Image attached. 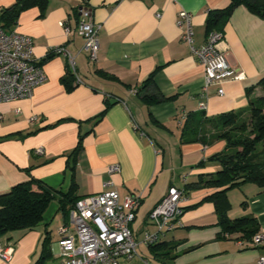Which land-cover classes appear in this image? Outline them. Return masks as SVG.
Here are the masks:
<instances>
[{"label":"crops","instance_id":"obj_1","mask_svg":"<svg viewBox=\"0 0 264 264\" xmlns=\"http://www.w3.org/2000/svg\"><path fill=\"white\" fill-rule=\"evenodd\" d=\"M17 1L0 0V18ZM230 4L89 0L94 22L102 26L95 64L81 52L84 39L75 30L80 0H48L44 9L24 11L10 30L33 39L34 61L48 80L31 98L0 103V198L31 178L63 193L74 184L81 198L101 194L104 183L112 181L121 198L141 197L132 224L138 257L121 258L119 264H258L264 247L240 246L241 234L221 237L216 207L208 200L220 189L190 186L221 170L209 159L223 152L226 142L187 143L182 137L189 122L247 111L251 99L264 97V17L244 5L225 16ZM183 11L192 17L193 45L204 46L212 31L223 33L230 65L245 73L243 81L224 85L223 96L217 87L204 89V68L182 39L185 28L178 25ZM211 14L216 18L209 23ZM65 22L73 29L70 36ZM58 47L74 56L72 73L83 82L70 90L63 83L69 73L67 59H47ZM151 77L154 86L139 93ZM149 93L166 99L152 102ZM81 138L82 150L74 162ZM258 150L264 157V141ZM111 167L120 171L109 174ZM173 187L187 190L189 209L160 241L170 248L155 252L142 240L146 231H155L150 215ZM259 190L250 184L229 190V217L251 216L258 233H264V193ZM72 213H63L56 200L50 203L36 228L0 239L14 249L11 260L0 259V264H57L59 230L71 225Z\"/></svg>","mask_w":264,"mask_h":264},{"label":"built area","instance_id":"obj_2","mask_svg":"<svg viewBox=\"0 0 264 264\" xmlns=\"http://www.w3.org/2000/svg\"><path fill=\"white\" fill-rule=\"evenodd\" d=\"M78 12L80 17L75 30L84 39L81 52L95 64L99 59L102 26L94 22L89 0H80ZM191 18L186 11L179 15L178 25L185 28L182 39L191 46L193 55L204 68L205 91L217 87L218 94L223 96L224 85L243 81L245 73L230 65L229 45L223 33L212 31L204 46L197 48L193 45ZM62 26L70 36L73 32L70 24L65 22ZM53 52L63 55L71 71L76 72L75 58L65 47H58ZM47 80L43 67L34 61L33 39L17 31L6 32L0 25V103L31 98L35 89ZM77 83L83 82L77 77ZM37 153L42 154L43 149H38ZM119 171V167H111L109 174ZM103 188L101 194L81 198L74 207L71 225L59 230L57 264H119L121 258L131 261L138 257L139 242L132 224L141 205V197L121 198L112 181L105 182ZM187 201L183 190L171 188L152 211L150 221L155 231H146L142 243L154 245L166 231L175 229L184 216ZM239 245L264 247V233H258L251 242H239ZM13 251L11 244L0 243V259L3 261H10ZM258 264H264V258Z\"/></svg>","mask_w":264,"mask_h":264},{"label":"trees","instance_id":"obj_3","mask_svg":"<svg viewBox=\"0 0 264 264\" xmlns=\"http://www.w3.org/2000/svg\"><path fill=\"white\" fill-rule=\"evenodd\" d=\"M47 3L48 0H18L13 6L2 11L0 25L6 32H12L13 30L10 28L16 24L24 11L34 7L44 9ZM242 5L264 17V0H231L230 6L223 11V14L229 16L235 8ZM215 18L216 16L211 14L209 23L214 22ZM54 55L56 54L51 51L47 59ZM63 83L69 90L73 88L74 84H77L70 67L68 76L63 79ZM153 86L154 80L151 77L139 93ZM148 97L152 102H162L166 99L156 93H149ZM105 112H102L98 118L104 116ZM185 129L182 137L183 141L187 143L199 141L210 144L217 140L226 142L225 150L209 159L211 162L219 163L221 170L215 175L201 177L196 184L190 186L192 188L214 187L220 189L208 200L213 202L216 207L218 225L222 229L221 237L228 238L234 234H241L242 237H239L238 241L251 242L259 232L258 222L251 216L231 219L229 217L231 205L227 193L229 190L240 189L249 184L257 186L260 189L259 193H264V157L258 150L264 141V97L251 99L247 111L230 112L212 119L200 117L189 122ZM81 150L82 138L72 154L74 162L77 161ZM190 186L187 188L189 189ZM183 191L188 198L187 190L183 189ZM80 199L81 197L75 194L74 184L66 193H63L31 178L29 182L13 187L7 195L0 198V239L14 231L36 228L42 222L43 215L50 203L55 200L59 202L63 213H67L71 209L74 210ZM188 209L189 207L184 208V214ZM160 241L149 247L155 252H159L163 248H170L171 244L160 243Z\"/></svg>","mask_w":264,"mask_h":264}]
</instances>
